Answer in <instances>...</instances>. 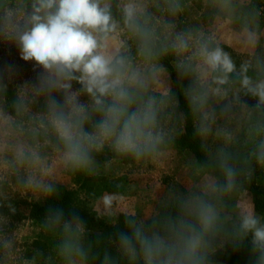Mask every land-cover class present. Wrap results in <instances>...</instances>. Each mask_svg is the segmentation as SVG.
<instances>
[{
  "label": "clouds",
  "instance_id": "obj_1",
  "mask_svg": "<svg viewBox=\"0 0 264 264\" xmlns=\"http://www.w3.org/2000/svg\"><path fill=\"white\" fill-rule=\"evenodd\" d=\"M195 3L207 26H181ZM0 42L37 71L9 98L0 70V208L14 211L16 193L52 199L113 160L172 157L185 116L166 58L206 156L183 157L185 191L161 183L142 217L118 211V194L103 198L102 214L125 217L127 230L109 241L115 256L87 239L77 213L49 208L30 231L0 212V264H213L218 248L249 237L251 264H264V216L242 190L253 163L264 168V0H0ZM40 237L46 253L33 247Z\"/></svg>",
  "mask_w": 264,
  "mask_h": 264
},
{
  "label": "rangeland",
  "instance_id": "obj_2",
  "mask_svg": "<svg viewBox=\"0 0 264 264\" xmlns=\"http://www.w3.org/2000/svg\"><path fill=\"white\" fill-rule=\"evenodd\" d=\"M183 19L186 23H195L207 26L209 18L207 11L201 7L199 3H195L189 14L186 17L181 18V26H183ZM226 50L231 51L232 49ZM238 51L239 50L233 52V56L237 61H239V57L236 56L238 55ZM166 59H168L169 65H164L170 73V83L172 87H174L177 83L179 84V81L175 70L172 68L170 58ZM0 64L1 70H4V82L7 83V85H11L15 92L18 86L35 81L37 71H34V62L23 61L20 58L19 50L12 44L0 42ZM10 65L15 69V72L11 75H9L6 71L7 67ZM185 83L187 82L185 81ZM73 87L76 89L79 88V85H73ZM81 99L86 100L87 97H81ZM244 99L249 105L255 104V100L251 97H245ZM102 155L103 156L101 158L97 157L99 163L101 164L106 163L112 158L110 152L107 150ZM183 157L193 158L191 153H189L187 150L176 149V153L172 157L162 161L158 165L141 166L133 161L122 162L121 160H113L109 167L104 172H102L100 176L123 177L126 181V184L123 185L121 190H118V192H106L97 199H88L86 197L84 191L79 187L75 180L76 175L72 178H69L68 184L65 185L76 192L78 201L85 205L89 213L97 214L105 221H113L112 218L102 214L103 198L110 194H118V211H138V215L142 217L143 213L146 214L151 210L156 190L159 188L161 183L165 187L175 186L179 191H185L183 184L178 182V178L182 175L181 173L184 163ZM258 172L259 166L253 163L252 175L242 183V190L245 198L252 205V196L249 192L248 186L249 182L258 174ZM13 200L37 201L28 195H20L19 193L13 195L11 201ZM21 210L27 214L26 209L22 208ZM20 224H24L26 231H30L32 227V220L25 216L20 221L15 223L13 229ZM87 230L89 231V229ZM219 252L220 251L218 249L216 254L213 256V264H222L221 261L214 260V257H217Z\"/></svg>",
  "mask_w": 264,
  "mask_h": 264
},
{
  "label": "trees",
  "instance_id": "obj_3",
  "mask_svg": "<svg viewBox=\"0 0 264 264\" xmlns=\"http://www.w3.org/2000/svg\"><path fill=\"white\" fill-rule=\"evenodd\" d=\"M163 63L168 66V59H165ZM237 64H239V61H237ZM5 84L7 85V83ZM7 89L8 97L12 98L15 94V90L11 85H7ZM179 89L180 86L177 83L173 87V90L176 91L179 99L178 111L185 116V127L183 134L176 140L175 148L178 150H187L195 160L204 162L206 160L205 153L195 135L193 121L187 108V101L180 94ZM102 156L101 154L99 158ZM121 161L131 162L129 160ZM75 180L88 199H97L106 192H118V190H121L122 186L126 184L123 177H106L100 175L93 177L77 174ZM117 185H121V187H117ZM248 188L252 196L254 210L258 214L264 216V168L259 167L258 174L249 182ZM8 203L12 205L14 211H10L6 204L3 208H0V212L9 216L10 228H13L15 223L25 216L34 223H42L46 218L49 208L62 209L65 213V218H69L70 215L75 212L80 216L86 229H89L87 239L93 242L96 240L101 241L102 246L107 247L114 256L116 255V249L114 245L109 244V241L115 239L117 232L127 230L123 214H119L115 217L114 221L108 222L97 214L89 213L85 205L78 201L76 192L65 184L58 185L57 194L52 199L37 201L10 200ZM22 208L26 209L27 214L21 210ZM50 244L51 242L49 240L40 237L34 242L33 247L39 248L46 253L50 248ZM251 247L250 237L240 247H234L230 243H225L223 247L218 248L220 252L217 257H214V260L221 261L222 264H251Z\"/></svg>",
  "mask_w": 264,
  "mask_h": 264
}]
</instances>
